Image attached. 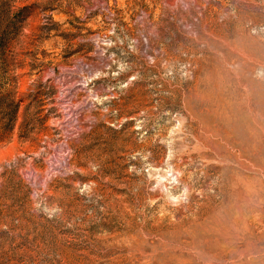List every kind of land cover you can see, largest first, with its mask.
Returning a JSON list of instances; mask_svg holds the SVG:
<instances>
[{
    "label": "rangeland",
    "instance_id": "374dc122",
    "mask_svg": "<svg viewBox=\"0 0 264 264\" xmlns=\"http://www.w3.org/2000/svg\"><path fill=\"white\" fill-rule=\"evenodd\" d=\"M0 94V264H264V0H0Z\"/></svg>",
    "mask_w": 264,
    "mask_h": 264
},
{
    "label": "trees",
    "instance_id": "16d2710c",
    "mask_svg": "<svg viewBox=\"0 0 264 264\" xmlns=\"http://www.w3.org/2000/svg\"><path fill=\"white\" fill-rule=\"evenodd\" d=\"M3 94V93H2ZM0 94V141L5 140L13 132L20 113L23 100L10 99L11 94Z\"/></svg>",
    "mask_w": 264,
    "mask_h": 264
}]
</instances>
